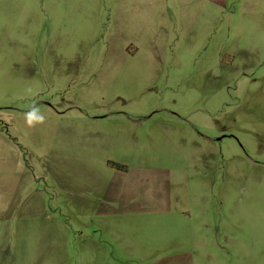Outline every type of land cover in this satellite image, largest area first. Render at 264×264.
Wrapping results in <instances>:
<instances>
[{"label":"rangeland","instance_id":"obj_1","mask_svg":"<svg viewBox=\"0 0 264 264\" xmlns=\"http://www.w3.org/2000/svg\"><path fill=\"white\" fill-rule=\"evenodd\" d=\"M196 1L0 0V264L50 238L160 244L135 224L264 264V0ZM118 183L114 211L174 217L102 222Z\"/></svg>","mask_w":264,"mask_h":264},{"label":"crops","instance_id":"obj_2","mask_svg":"<svg viewBox=\"0 0 264 264\" xmlns=\"http://www.w3.org/2000/svg\"><path fill=\"white\" fill-rule=\"evenodd\" d=\"M205 3H208L210 6L216 8L218 3H222L226 0H204ZM151 0H130L132 8L134 9L136 15L140 17L143 12H148L151 7ZM195 6H200L201 1H196ZM183 5H188L189 3L183 2ZM190 5V4H189ZM136 6H141V8H137ZM199 8V7H197ZM144 10V11H143ZM113 170V169H112ZM113 172V175L117 178L116 181L120 182L124 175L127 174V170L121 168ZM120 184H115L110 191V199L109 205L110 209L116 204V199L119 197L121 192ZM123 189V188H122ZM127 192V188L123 189V192ZM154 200L152 196L147 199V202H152ZM161 203L164 202L163 198L159 196L156 199ZM103 211L104 213L96 214L95 211H91V214L94 212V215L98 217V219H102V222H105L107 219L110 223H117L121 221V218L125 215L120 214L118 211ZM157 210H147L140 211L135 209L134 211H130V215H126L125 218L132 220L134 223L138 222L140 219H144L147 222H152L155 218H159V221L162 223L168 221L173 218V214L168 208L158 209ZM89 214V210L86 211ZM83 213V211L81 212ZM124 218V219H125ZM176 219L179 217L176 216ZM103 224V223H102ZM101 229V235L104 236V231L107 233H120L119 227L116 226H98ZM127 233L131 234L134 238L147 239L143 234H149L151 237L155 231H159L161 234V242L160 244L155 245L153 242H140L137 244H132L129 242L128 244H124L117 249L116 244L111 241H105L103 237L102 240H91V241H83L79 245H72L71 243H63L56 242L53 238L50 240L39 242V248L35 251V254L38 255L39 262L36 261V264H42L44 262H48L49 264H209L210 259L208 258H196L192 256L190 253H183L185 246H190V241L192 239H196L195 235L192 233L191 235L186 236L185 241L182 242H174L169 240L166 235L168 233L167 226H160L159 229L155 228L151 225L142 227L139 224H135L125 228ZM1 230V228H0ZM164 238V242H163ZM133 239V238H131ZM146 241V240H144ZM157 249V251H155ZM69 250H77L75 254L70 252Z\"/></svg>","mask_w":264,"mask_h":264}]
</instances>
